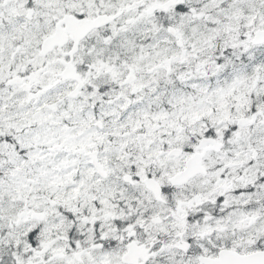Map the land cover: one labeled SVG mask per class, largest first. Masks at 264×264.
<instances>
[{
	"label": "snow or ice",
	"instance_id": "1",
	"mask_svg": "<svg viewBox=\"0 0 264 264\" xmlns=\"http://www.w3.org/2000/svg\"><path fill=\"white\" fill-rule=\"evenodd\" d=\"M0 264H264V0H0Z\"/></svg>",
	"mask_w": 264,
	"mask_h": 264
}]
</instances>
